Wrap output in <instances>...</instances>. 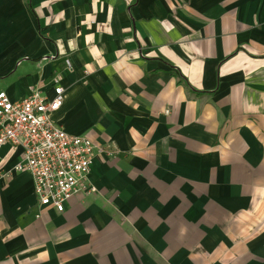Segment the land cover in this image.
<instances>
[{
	"label": "crops",
	"instance_id": "1",
	"mask_svg": "<svg viewBox=\"0 0 264 264\" xmlns=\"http://www.w3.org/2000/svg\"><path fill=\"white\" fill-rule=\"evenodd\" d=\"M65 89L96 154L63 212L0 147V264H264V0H0V91Z\"/></svg>",
	"mask_w": 264,
	"mask_h": 264
},
{
	"label": "built area",
	"instance_id": "2",
	"mask_svg": "<svg viewBox=\"0 0 264 264\" xmlns=\"http://www.w3.org/2000/svg\"><path fill=\"white\" fill-rule=\"evenodd\" d=\"M64 100L65 89L56 83L52 98L32 89L27 97L11 100L6 91H0V147L10 143L23 148L15 170L30 172L39 203L60 212L75 195L97 190L89 180L96 154L113 157L120 152L114 144L99 145L58 125L52 114Z\"/></svg>",
	"mask_w": 264,
	"mask_h": 264
}]
</instances>
